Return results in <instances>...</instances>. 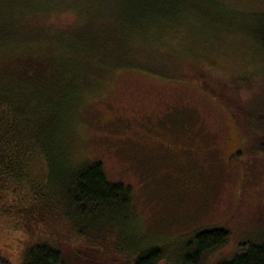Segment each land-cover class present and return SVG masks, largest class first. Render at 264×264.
Segmentation results:
<instances>
[{"label": "rangeland", "instance_id": "374dc122", "mask_svg": "<svg viewBox=\"0 0 264 264\" xmlns=\"http://www.w3.org/2000/svg\"><path fill=\"white\" fill-rule=\"evenodd\" d=\"M142 1L36 0L35 4L22 5L21 9L29 12L23 16L25 22L34 28L36 37H19L18 44L31 49L52 46V63L60 61L62 54L75 50L94 55L99 51L96 43L102 42L97 38L99 32L98 37L111 41L104 47L108 51L103 55L106 60L120 53L119 41L125 43L124 49L129 53L117 57L116 62L122 66L114 68L108 78L98 83L94 81L95 71L89 72L84 80L77 79L84 69L97 68V64L89 62L80 70L58 66L55 81L36 86L38 90L29 87L24 92L31 100L40 102V106L45 102L52 104L51 109L64 121L58 131V136L64 139V135L71 133L72 104L74 111L79 103L78 93L85 91L86 97L78 105L77 120L73 123L77 159L100 160L110 180L131 187L132 209L140 232L152 243H178L197 228L229 226L231 237L227 243L206 260L205 264H212L233 254L244 230L252 234L264 228L261 219L248 220L245 229L244 218L236 223L231 221L242 197L245 156L241 151L246 137L242 138L230 111L248 114L249 107L264 102V51L260 39L232 21L236 17L258 19L263 12L251 5L257 0H241V3L238 0H148L143 6ZM220 10L224 13H214ZM34 12L47 14H37L34 18L31 15ZM158 23H181L193 28L196 34V29L201 30L199 25H211L215 29L227 23V32L238 38L240 47L217 57L213 65L201 63L193 58V53L182 49L178 40L173 48L159 38ZM86 25L92 32L89 33ZM102 25H107L116 36L103 33ZM115 39L117 42H112ZM138 52L145 54L133 59L132 54ZM176 56L182 60L176 61ZM183 61L213 75L203 77L195 73L188 79H179L181 76L176 74L186 71ZM221 61L225 68H215ZM101 64L97 66L104 68ZM28 82L32 84L33 80ZM207 83L217 95L208 91ZM69 133L65 140L71 146ZM73 166L69 160L68 168ZM38 171L44 178L48 175L53 180L49 164L42 165ZM261 176L264 179V172ZM3 188L7 192L6 196L0 194L2 252L17 261L22 246L36 237L71 239L67 228L57 221L45 220L44 229L42 224L17 215L31 204L23 205L25 187ZM263 208L262 202L252 204L244 217L257 218ZM127 233L131 234V230Z\"/></svg>", "mask_w": 264, "mask_h": 264}, {"label": "trees", "instance_id": "16d2710c", "mask_svg": "<svg viewBox=\"0 0 264 264\" xmlns=\"http://www.w3.org/2000/svg\"><path fill=\"white\" fill-rule=\"evenodd\" d=\"M146 1L148 0L142 1V6ZM238 1L241 3V0ZM35 2L36 0H0V194L6 196L7 190L4 193L3 187H25L27 191L23 205L25 207L31 204L17 215L42 224L44 229L45 220L52 219L63 224L67 228V234L72 237H36L22 246L17 261L0 250V264H205L210 254L224 246L231 237L229 226L200 227L178 243L150 242L146 234L140 232L137 217L133 213L131 187L122 181L110 180L100 160L89 157L77 159L73 123L77 120L78 105L86 97L85 91L83 94L82 91L78 93L80 97L76 100L79 103L74 111L72 104L69 111L71 133H68L72 138L71 146L65 140L68 133L64 135V139L58 136L64 121L54 108L51 109L52 104L45 102L40 106V102L26 96L24 91L29 90V87L36 88L47 81L52 82L59 70L58 66L80 70L89 62L97 65L102 63L104 68L96 65L95 69H84L78 74L81 77L77 78L84 80L89 72L95 71L94 81L98 83L99 80L108 78L109 73L120 65L116 62L117 57L129 54L124 49L125 43L119 41L120 53L106 60L103 55H107L108 51L104 47L111 41L98 37L100 32L97 38L102 42L96 43L99 44V51H95L94 55L75 50L62 54L60 61L54 63L51 62L52 46L31 49L19 45V37H36L34 28L28 26L23 17L29 12L21 9L22 5ZM261 4L262 0H257L255 5L251 4L263 12L258 19L236 17L232 21L255 33L264 51V7H261L264 5ZM49 6L51 7V3ZM223 11L214 13L223 14ZM37 14L47 13L34 12L31 15L35 18ZM199 27L201 30L196 29L199 33L196 34L193 28L181 23H158L156 34L173 48L178 40L182 49L193 53V58L208 65L215 64L217 57L233 53L240 47L238 38L227 32V23H221L215 29L211 25ZM102 31L110 37L116 36L107 25H102ZM90 32L92 29L89 28ZM189 35L193 37L189 38ZM117 40L112 42L116 43ZM144 54L138 52L132 56L134 59ZM65 55L67 56L63 59ZM174 59L182 60L179 56ZM182 64L186 71L176 74L181 76L177 77L179 79H188L195 73L203 77L213 75L211 72L203 73L204 69L194 68L195 65H188L184 61ZM215 68L222 69L225 66L221 61ZM208 69L211 70V67ZM159 72L163 74V71ZM29 79L33 80L32 84L28 82ZM15 80L19 81L14 82ZM196 81L199 82L198 79ZM205 85L214 94L215 90L208 83ZM259 104L261 105L252 108L254 111L249 107L248 114L243 111L244 115L239 110H230L237 120L242 138L246 137L242 151L245 156L242 197L231 218L233 223L244 218V229L250 219H261L264 222V208L257 218L244 217L248 206L264 203V179L261 176L264 172V102ZM69 160L75 164L73 168H68ZM46 163L52 167L53 180L48 175L44 178L40 175L41 171H38ZM260 173L261 177L258 176ZM237 224L240 225L239 222ZM129 230L131 234L127 233ZM235 245V251L230 257L212 264H264V228L252 234L244 230Z\"/></svg>", "mask_w": 264, "mask_h": 264}]
</instances>
